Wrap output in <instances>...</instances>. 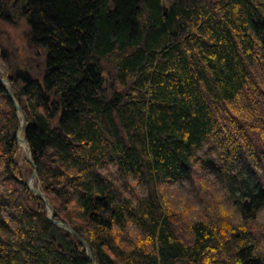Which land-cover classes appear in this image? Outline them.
Instances as JSON below:
<instances>
[{
    "label": "trees",
    "instance_id": "trees-1",
    "mask_svg": "<svg viewBox=\"0 0 264 264\" xmlns=\"http://www.w3.org/2000/svg\"><path fill=\"white\" fill-rule=\"evenodd\" d=\"M0 19L30 28L35 81L8 79L54 220L96 264H264V0H0ZM19 129L0 82V264H92L28 189ZM197 176L216 201L175 205Z\"/></svg>",
    "mask_w": 264,
    "mask_h": 264
},
{
    "label": "rangeland",
    "instance_id": "rangeland-1",
    "mask_svg": "<svg viewBox=\"0 0 264 264\" xmlns=\"http://www.w3.org/2000/svg\"><path fill=\"white\" fill-rule=\"evenodd\" d=\"M29 32L30 28L24 19H21L18 24H11L0 19V43L10 45L17 54V59L13 63V66H11L9 73H7L6 69L1 68L2 50L0 49L1 78L8 79V75L10 74L14 77L18 70L29 71V67L32 64L31 61H36L38 51L28 45ZM40 60H42V58ZM18 145L20 147V152L18 153L19 165L22 166L24 159H27V154L25 147H22L19 143ZM200 178L201 177L197 176L193 178L192 181L170 185L168 197L178 207H188L192 209L200 208L201 205H207L206 202L208 201H216L217 197L211 193V190L213 191L214 188L209 186L205 179L199 181ZM39 184V182H36L35 187ZM214 191L216 190L214 189ZM221 193L222 191L216 192L217 196L221 195ZM258 223L261 225L258 227L257 232L260 233L264 239V210L259 216Z\"/></svg>",
    "mask_w": 264,
    "mask_h": 264
},
{
    "label": "water",
    "instance_id": "water-1",
    "mask_svg": "<svg viewBox=\"0 0 264 264\" xmlns=\"http://www.w3.org/2000/svg\"><path fill=\"white\" fill-rule=\"evenodd\" d=\"M14 77L17 80H20L25 86H29L32 85L33 82L35 81L34 77L32 76V74L29 71H23V70H18L16 72V74L14 75ZM0 82L1 84L5 87V89L7 90L12 102L14 103L17 113H18V117L20 119V129L18 132V143L22 146L25 147L26 149V154H27V161L28 163L33 167V173L31 176V179L29 180L27 187L28 189L35 194L36 197H38L39 199H41L43 201V203L45 204L47 211H48V218L51 222L54 223L55 226H57L60 229H63L67 232H69L71 235H73L74 237H76L85 247L87 254L89 256V258L92 261V264H96L92 251L89 247V245L83 240V238L81 236H79L69 224L66 223H62L59 221H55L54 220V210L53 207L51 205V203L49 202V200L47 199L46 195L44 194V192L41 190V186H37L35 187V183L38 182L39 178H38V173H37V166L36 163L33 161L32 158V153H31V149L30 146L27 142V139L25 137V124H26V119H25V115L23 110L21 109V106L19 104V102L17 101V98L13 92V89L10 85V82L8 79H3L0 77Z\"/></svg>",
    "mask_w": 264,
    "mask_h": 264
}]
</instances>
